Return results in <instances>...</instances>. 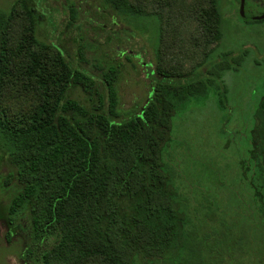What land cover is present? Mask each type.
<instances>
[{
  "label": "rangeland",
  "instance_id": "374dc122",
  "mask_svg": "<svg viewBox=\"0 0 264 264\" xmlns=\"http://www.w3.org/2000/svg\"><path fill=\"white\" fill-rule=\"evenodd\" d=\"M10 1L4 5L9 7ZM33 1L47 19L37 29L39 39L64 48L72 65L97 80L103 72L99 67H121L122 113L145 102L156 63L168 73L206 74L193 84L194 95L173 117L165 158L174 171L178 198L187 208L194 243L206 238L214 250L207 251L203 244L198 253L189 244L168 264H204V257L216 264H264V220L241 168V162L249 161L253 114L264 93V18L244 22L240 0H129L142 12V18L130 21L100 0ZM263 13L264 0H244V17ZM28 40L27 18L17 6L0 111L19 126L43 114L41 103L51 102L61 83L55 51L44 52L38 66L29 55ZM224 54L230 55L228 61L221 60ZM222 87L226 91L221 107ZM71 96L92 104L79 89ZM11 174L0 154V264H30L20 257L30 235L22 221L14 227L7 221L16 184ZM81 264L105 262L97 257Z\"/></svg>",
  "mask_w": 264,
  "mask_h": 264
},
{
  "label": "trees",
  "instance_id": "16d2710c",
  "mask_svg": "<svg viewBox=\"0 0 264 264\" xmlns=\"http://www.w3.org/2000/svg\"><path fill=\"white\" fill-rule=\"evenodd\" d=\"M7 1L0 5V96L10 70L9 33L17 6L27 18L33 62L39 66L43 53L54 50L61 74L52 101L41 103V116L19 126L0 111V154L16 181L7 221L11 227L22 221L30 235L21 259L30 264H81L101 257L105 264H168L189 244L198 253L203 244L213 252L206 238L194 243L187 208L178 198L174 171L165 158L173 117L194 95L193 84L206 74L168 73L156 63L149 76L151 95L148 91L145 102L122 113L119 65L99 67L103 72L97 80L72 65L64 48L39 39L37 29L47 19L33 0H11L9 7ZM100 1L124 20L142 18L129 0ZM243 21L261 22L246 14ZM229 59V54L221 56ZM75 89L92 104L72 97ZM225 91L222 87L221 107ZM253 118L249 161L241 162V168L264 220V93ZM203 262L217 263L206 257Z\"/></svg>",
  "mask_w": 264,
  "mask_h": 264
},
{
  "label": "water",
  "instance_id": "95a60500",
  "mask_svg": "<svg viewBox=\"0 0 264 264\" xmlns=\"http://www.w3.org/2000/svg\"><path fill=\"white\" fill-rule=\"evenodd\" d=\"M239 12L241 14L242 17H244V0H240V8H239ZM264 18V13L261 15H257V16H252L251 19L252 20H260Z\"/></svg>",
  "mask_w": 264,
  "mask_h": 264
}]
</instances>
